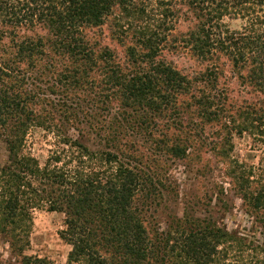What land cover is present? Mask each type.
Listing matches in <instances>:
<instances>
[{"label": "trees", "instance_id": "1", "mask_svg": "<svg viewBox=\"0 0 264 264\" xmlns=\"http://www.w3.org/2000/svg\"><path fill=\"white\" fill-rule=\"evenodd\" d=\"M183 1L198 23L187 36L195 55L204 60L226 56L241 85L264 96V0ZM115 6L128 15L147 13L135 0H0V141L9 152V161L0 163V236L23 253L30 245L33 211L46 207L65 215L60 236L72 246L67 264H244L245 253L264 254V244L211 218L184 216L161 236L148 232V201L163 195L152 167L131 165L138 163L141 150L129 142L131 133L121 119L136 115L130 129L178 158L186 155L189 139L175 132H204L207 123L235 116L242 120L238 132L248 131L264 144V98L235 105L222 96L217 67L184 73L163 61V23L144 29L123 62L114 50L96 49L87 28L101 26ZM226 16L245 23L229 29ZM24 29L35 33L21 34ZM99 63L111 91L105 122L115 151L93 152L67 135L61 142L68 149L53 153L44 165L26 155L30 128L50 130L55 121L46 104L58 103L41 92L44 75L58 74L63 85L58 91L65 96ZM149 115L164 117L165 131L145 118ZM172 130L170 140L166 133ZM237 181L242 198L264 215V183L251 186L243 175ZM24 261L47 264L33 256ZM0 264L8 263L0 257Z\"/></svg>", "mask_w": 264, "mask_h": 264}, {"label": "rangeland", "instance_id": "2", "mask_svg": "<svg viewBox=\"0 0 264 264\" xmlns=\"http://www.w3.org/2000/svg\"><path fill=\"white\" fill-rule=\"evenodd\" d=\"M135 2L138 9L144 8L147 13L128 15L119 6H115L101 26L87 28L89 38L95 43L96 49L114 50L123 62L127 49L138 46L137 41L144 29L163 23L159 29L163 61L184 73L217 67L219 88L224 93L222 96L228 95L235 105L243 103L242 101L250 102L264 98L252 87L241 85L237 71L226 56H214L204 60L195 55L187 42V36L198 23L183 0ZM164 13L167 16L163 17ZM223 22L229 29H239L245 23L240 17L229 16H226ZM36 31L41 32L39 28H36ZM20 33L29 35L35 32L24 29L20 30ZM100 65L102 64L99 63L82 79L80 87L74 86L65 96L58 91L63 88L62 84H58L60 76L52 73L44 75L46 80L41 83V92L45 93L49 100L58 103L56 107L46 104L48 110L55 114V121L51 122L53 125L50 130L42 127L30 128L24 146L26 155L36 157L40 164L44 165L53 153L63 148L68 149L69 146L61 142L67 135L78 139L93 152L115 151L111 147L116 141L112 140L107 127L110 115L106 95H110L111 91L105 82V72L99 68ZM79 108L84 110L83 113H79ZM69 112L78 117H68ZM144 116L141 114L139 117ZM136 118V115H132L121 119L123 129L131 133L128 136L129 142L132 141L136 148L141 150L138 163L131 162V165H140L145 170L152 167L153 173L157 172L154 176L158 179V188L163 195L162 197L157 193L153 194L152 200L148 201L145 226L150 235L166 232L173 221L188 216L201 220L211 218L219 226L264 244V215L257 214L242 198L237 181L243 175L252 181L251 186L264 183V144L248 131L238 132L237 125L242 124L239 117L235 116L233 121L230 117L223 118L222 122H209L204 132L200 129H185L181 133L173 130L166 133L170 140L174 132L179 139H189L186 143V155L178 158L166 154L162 148L157 149L148 138L133 132L130 127ZM145 118L153 120L158 131H165L169 124L159 115H149ZM187 122L188 120L185 121ZM74 149L79 151L80 148ZM8 161L7 146L5 142L0 141V163L6 164ZM32 215L29 247L20 253L13 250L10 243L0 236L1 259L8 264H25V256H33L45 259L47 264H67L72 246L60 236V231L65 228L64 213L41 207L36 208ZM257 260H262L264 264V254H244V264H257Z\"/></svg>", "mask_w": 264, "mask_h": 264}]
</instances>
